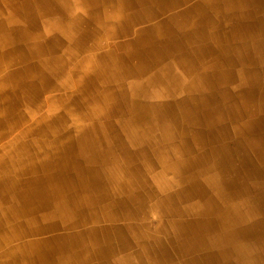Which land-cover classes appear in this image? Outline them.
I'll return each mask as SVG.
<instances>
[{
    "label": "crops",
    "instance_id": "0c3cea01",
    "mask_svg": "<svg viewBox=\"0 0 264 264\" xmlns=\"http://www.w3.org/2000/svg\"><path fill=\"white\" fill-rule=\"evenodd\" d=\"M5 1L0 203L34 252L0 264H264V0Z\"/></svg>",
    "mask_w": 264,
    "mask_h": 264
},
{
    "label": "bare ground",
    "instance_id": "6f19581e",
    "mask_svg": "<svg viewBox=\"0 0 264 264\" xmlns=\"http://www.w3.org/2000/svg\"><path fill=\"white\" fill-rule=\"evenodd\" d=\"M141 1V0H140ZM139 1V2H140ZM219 1V0H218ZM11 2V3H10ZM215 2H217V1H215ZM186 3V2H185ZM213 3V2H212ZM11 4V5H10ZM27 3H26V0H24L23 1V6L24 5H26ZM140 4V3H139ZM5 5L6 6H8V5H10V8H14V7H16L15 6V3L12 1V0H8V1H5ZM125 5V4H124ZM194 5V4H193ZM192 5V6H193ZM197 5V4H196ZM195 5V6H196ZM217 6V5H216ZM215 6V7H216ZM221 6H223V5H221ZM165 7V6H164ZM185 7V6H184ZM183 7V8H184ZM18 8V7H17ZM152 9H154V8H152ZM155 10V9H154ZM185 10V9H184ZM161 12V11H160ZM169 12V11H168ZM171 12V11H170ZM168 14V13H167ZM11 16V18H9ZM166 16V15H165ZM242 16V15H241ZM31 17V15L30 14H26V13H8V15H7V18H4L5 20H3L4 22H5V24L7 25V26H10L11 27V25H15L16 23L18 24H24V23H28L27 21L29 20V18ZM217 18V17H216ZM235 18V17H234ZM178 19V18H177ZM238 19H240V18H238ZM246 19V18H245ZM155 20V19H154ZM158 20V19H157ZM237 20V19H236ZM1 21V20H0ZM161 22V21H160ZM162 22H164V21H162ZM2 26V25H1ZM3 27V26H2ZM26 33L25 32H23V37H25L26 38ZM17 37V36H16ZM18 38V37H17ZM217 38V37H216ZM14 41V40H13ZM18 41V40H17ZM127 46V45H126ZM156 46H158V45H156ZM5 48V47H4ZM14 54V50H8V51H6V54L5 55H7V56H9V55H13ZM127 60V59H126ZM119 61V60H118ZM1 62V61H0ZM10 62H12V63H16L17 62V60H12V61H10ZM2 64H4L3 62H1ZM20 63V62H19ZM18 63H16V65H14V66H17V68H18V66L20 65V67H22V69H24V71L22 70V77L23 78H30V77H32L33 75L31 74L35 69H36V67H34L33 66V64H32V61L29 59V61L27 62V63H21V64H19V65H17ZM14 66H12L11 68H6V72H7V74H5L6 76H4L5 78V85L6 86H8V89H6V94L7 95H9L10 97H12V87L10 88V86H12V85H14V80H13V78H11L10 77V72H11V70H12V68L14 67ZM16 68V69H17ZM40 68V67H39ZM38 68V69H39ZM14 69H15V67H14ZM2 70V69H1ZM94 71V70H93ZM121 71V70H120ZM96 72V71H95ZM128 72V71H127ZM48 74V73H47ZM118 74H120V73H118ZM17 75V74H16ZM122 75H120V77H121ZM99 78V77H98ZM102 78V77H101ZM135 78V77H134ZM21 79V78H20ZM51 79V78H50ZM49 79V80H50ZM122 79V78H121ZM25 80V79H24ZM247 80V79H246ZM26 81V80H25ZM122 81V80H121ZM147 81H148V79H147ZM146 81V82H147ZM29 82H31V81H29ZM35 82V81H34ZM107 82V81H106ZM136 82V81H135ZM140 82V81H139ZM32 83V82H31ZM134 83V82H133ZM30 84V83H29ZM156 84H157V82H156ZM20 85H23L21 82H20ZM38 86H39V84H37ZM44 85V84H43ZM135 85V84H134ZM158 85H160V83L158 84ZM157 85V86H158ZM132 86H133V84H132ZM2 87V86H1ZM19 87V86H18ZM33 87V86H32ZM3 88V87H2ZM36 88V87H35ZM39 88V87H38ZM133 88H134V86H133ZM23 89V88H22ZM134 90V89H133ZM32 91V90H31ZM35 91V90H34ZM101 91V90H100ZM148 91V90H147ZM146 91V92H147ZM28 92V91H27ZM130 92H132V91H130ZM4 93V92H3ZM30 93V92H29ZM38 93V92H37ZM44 93V92H43ZM145 93V92H144ZM157 93V92H156ZM254 93V92H253ZM102 94V93H101ZM14 95V94H13ZM33 95V94H32ZM98 95V94H97ZM254 95V94H253ZM30 96H31V94H30ZM158 96V95H157ZM9 97V98H10ZM73 97V96H72ZM96 97V96H95ZM143 97V96H142ZM9 98L7 99V100H9ZM93 97H91V99H92ZM97 98V97H96ZM72 99V98H71ZM90 99V98H89ZM120 99V98H119ZM254 99V98H253ZM252 99V100H253ZM43 100V99H42ZM76 100V99H75ZM95 100V99H94ZM100 100V99H99ZM1 101H2V99H1ZM33 101V100H32ZM40 101H41V99H40ZM42 102V101H41ZM81 102V101H80ZM3 103V102H2ZM43 103V102H42ZM104 103V102H103ZM44 104V103H43ZM8 106V105H7ZM43 106V105H42ZM250 107H256V106H250ZM121 108V107H120ZM137 108V107H136ZM140 108V107H139ZM246 108V107H245ZM257 108V107H256ZM96 109V108H95ZM99 110H101V109H99ZM138 110V109H137ZM240 110V109H239ZM96 111V110H95ZM122 111H123V109H122ZM133 111V110H132ZM254 111V110H253ZM48 112V111H47ZM217 112V111H216ZM255 112V111H254ZM120 113V112H119ZM215 113V112H214ZM59 114V113H58ZM151 114V113H150ZM44 115V114H43ZM55 115V114H54ZM90 115V114H89ZM95 115V114H94ZM153 115V114H152ZM6 116V115H5ZM163 116V115H162ZM35 117V116H34ZM235 117V116H234ZM32 118H33V116H32ZM112 118V117H111ZM115 118V117H114ZM119 118V117H118ZM250 118V117H249ZM109 119V118H108ZM121 119V118H120ZM38 120V119H37ZM40 120V119H39ZM74 120V119H73ZM101 120V119H100ZM127 120V119H126ZM219 120H220V118H219ZM75 122V121H74ZM118 122V121H117ZM222 122V121H221ZM29 123V122H28ZM27 123V124H28ZM35 123V122H34ZM44 123V122H43ZM49 123V122H48ZM130 123V122H129ZM26 124V123H25ZM24 124V125H25ZM63 124V123H62ZM72 124V123H71ZM70 124V125H71ZM126 124V123H125ZM107 125V124H106ZM145 125V124H144ZM31 126V125H30ZM39 126V125H38ZM141 126V125H140ZM139 126V127H140ZM165 126V125H164ZM112 127V126H111ZM22 128V127H21ZM62 128V127H61ZM64 128V127H63ZM240 128V127H239ZM38 129V128H37ZM169 129V128H168ZM215 129V128H214ZM243 129V128H242ZM10 129L9 128H7V131H9ZM140 130V129H139ZM236 130H237V128H236ZM22 131V130H21ZM130 131V130H129ZM165 131V130H164ZM32 132V131H31ZM42 132V131H41ZM76 132V131H75ZM135 132H137V131H135ZM134 132V133H135ZM145 132H146V130H145ZM234 132V131H233ZM238 132V131H237ZM20 133V132H19ZM211 133V132H210ZM235 133V132H234ZM240 133H242V132H240ZM29 134V133H28ZM81 134V133H80ZM154 134V133H153ZM43 135V134H42ZM78 135V134H77ZM138 135H139V133H138ZM162 135H164V134H162ZM218 135V134H217ZM222 135V134H221ZM242 135V134H241ZM25 136V135H24ZM136 136V135H135ZM46 137V136H45ZM83 137V136H82ZM34 138V137H33ZM141 138V137H140ZM243 138V137H242ZM47 139V138H46ZM92 139V138H91ZM104 139V138H103ZM86 140V139H85ZM139 140V139H138ZM137 140V141H138ZM30 141V140H29ZM42 141V140H41ZM90 141V140H89ZM242 141V140H241ZM51 142V141H50ZM57 142V141H56ZM125 142V141H124ZM141 142V141H140ZM148 142V141H147ZM31 143V142H30ZM44 143V142H43ZM79 143V142H78ZM89 143V142H88ZM240 143V142H239ZM256 143V142H255ZM33 144V143H32ZM41 144V143H40ZM87 144V143H86ZM113 144V143H112ZM207 144V143H206ZM50 145V144H49ZM57 145H58V143H57ZM114 145V144H113ZM16 146V145H15ZM39 146V145H38ZM47 146V145H46ZM53 146V145H52ZM79 146V145H78ZM158 146V145H157ZM41 147V146H40ZM64 147V146H63ZM116 147V146H115ZM127 147V146H126ZM203 147H205V146H203ZM241 147V146H240ZM60 148V147H59ZM89 148V147H88ZM211 148V147H210ZM217 148V147H216ZM224 148V147H223ZM12 149V148H11ZM33 149V148H32ZM61 149V148H60ZM116 149H118V148H116ZM115 149V150H116ZM123 149V148H122ZM58 150V149H57ZM79 150H81V148L79 149ZM84 150V149H83ZM103 150V149H102ZM121 150V149H120ZM132 150H134V149H132ZM163 150V149H162ZM35 151V150H34ZM96 151V150H95ZM159 151V150H158ZM164 151V150H163ZM211 151V150H210ZM214 151V150H213ZM5 152V151H4ZM8 152V151H7ZM54 152V151H53ZM52 152V153H53ZM57 152V151H56ZM62 152V151H61ZM120 152V151H119ZM137 152V151H136ZM155 152V151H154ZM215 152V151H214ZM6 153V152H5ZM55 153V152H54ZM97 153V152H96ZM129 153H130V151H129ZM135 153V152H134ZM245 153V152H244ZM16 154V153H15ZM38 154V153H37ZM99 154H100V151H99ZM248 154V153H247ZM36 155V154H35ZM118 155V154H117ZM122 155V157H123V154H121ZM124 155H125V153H124ZM130 155V154H129ZM29 156V155H28ZM53 156V155H52ZM101 156V155H100ZM24 157V156H23ZM41 157V156H40ZM128 157V156H127ZM254 157V156H253ZM43 158V157H42ZM58 158V157H57ZM74 158V157H73ZM130 158H132V157H130ZM129 158V159H130ZM226 158V157H225ZM243 158V157H242ZM48 159V158H47ZM118 159H120V158H118ZM246 159V158H245ZM252 159V158H251ZM254 159V158H253ZM103 160V159H102ZM126 160V159H125ZM227 160V159H226ZM5 161V160H4ZM45 161V160H44ZM106 161V160H105ZM114 161V160H113ZM124 161V160H123ZM109 162V161H108ZM4 162L2 161L0 164H3ZM10 163V162H9ZM15 163V162H14ZM23 163V162H22ZM27 163H28V161H27ZM32 163H33V160H32ZM125 163V162H124ZM31 164V163H30ZM66 164V163H65ZM100 164V163H99ZM109 164V163H108ZM252 164V163H251ZM259 164H262V163H259ZM33 165V164H32ZM35 165V164H34ZM63 165V164H62ZM106 165V164H105ZM11 166V165H10ZM20 166V165H19ZM29 166V165H28ZM49 166V165H48ZM128 166V165H127ZM68 167V166H67ZM16 168V167H15ZM27 168V167H26ZM255 168V167H254ZM260 168V167H259ZM12 169H13V167H12ZM20 169V168H19ZM29 169V168H28ZM27 169V170H28ZM36 169V168H35ZM34 169V170H35ZM4 170V169H3ZM52 170V169H51ZM93 170V169H92ZM10 171V170H9ZM16 171H18V170H16ZM38 171V170H37ZM55 171V170H54ZM261 171V170H260ZM11 172V171H10ZM31 172V171H30ZM39 172V171H38ZM89 172V171H88ZM92 172V171H91ZM32 173V172H31ZM34 173V172H33ZM84 173V172H83ZM223 173V172H222ZM224 174V173H223ZM228 174V173H227ZM18 175V174H17ZM101 175V174H100ZM235 175V174H234ZM24 176H26L25 174H24ZM60 176V175H59ZM129 176V175H128ZM197 176V175H196ZM228 176V175H227ZM223 177V176H222ZM236 177V176H235ZM241 177V176H240ZM224 178V177H223ZM247 178V177H246ZM229 179V178H228ZM242 179V178H241ZM88 180V179H87ZM125 180V179H124ZM8 181H10V182H16V181H21V179L18 177V176H16V177H13L12 178V176H8V178L7 179H5V178H3L2 177V174H0V183L2 182V186L3 185H8ZM62 181V180H61ZM78 181V180H77ZM215 181V180H214ZM236 181V180H235ZM240 182V181H239ZM103 183V182H102ZM222 183V182H221ZM61 184V183H60ZM86 184V183H85ZM18 185V184H17ZM52 185V184H51ZM64 185V184H63ZM235 185V184H234ZM39 186V185H38ZM227 186V185H226ZM225 186V187H226ZM21 187V186H20ZM145 187V186H144ZM3 188V191L2 192H0V196H3V197H6V192H7V190L8 189H5L4 187H2ZM66 188V187H65ZM61 189V188H60ZM109 189H111V188H109ZM198 189V188H197ZM48 190V189H47ZM52 190V189H51ZM119 190V189H118ZM123 190V189H122ZM148 190V189H147ZM256 190V189H255ZM66 191V190H65ZM64 191V192H65ZM116 191V190H115ZM171 191V190H170ZM211 191V190H210ZM209 191V192H210ZM49 192V191H48ZM63 192V191H62ZM209 192H207L208 194H209ZM172 193V192H171ZM170 193V194H171ZM158 194H159V192H158ZM157 194V195H158ZM164 194V193H163ZM239 194V193H238ZM14 195V194H13ZM112 195V194H111ZM146 195V194H145ZM242 195V194H241ZM260 195V194H259ZM60 196V195H59ZM69 196H70V194H69ZM195 196V195H194ZM212 196V195H211ZM232 196V195H231ZM236 196V195H235ZM235 196H233V197H235ZM238 196V195H237ZM247 196V195H246ZM55 197V196H54ZM82 197V196H81ZM191 197V196H190ZM198 197V196H197ZM205 197V196H204ZM262 197V196H261ZM66 198V197H65ZM239 198V197H238ZM242 198V197H241ZM63 199V198H62ZM136 199V198H135ZM259 199V198H258ZM2 200V199H1ZM0 200V201H1ZM3 200L5 201V202H3V203H7L8 202V200H6V199H4L3 198ZM55 200V199H54ZM77 200V199H76ZM123 200V199H122ZM233 200V199H232ZM239 200V199H238ZM246 200V199H245ZM131 201H132V199H131ZM174 201V200H173ZM244 201V200H243ZM248 202H249V199L247 200ZM55 202H56V200H55ZM123 202V201H122ZM224 202V201H223ZM247 202V203H248ZM1 204L0 203V210L2 211L1 213H0V248H8L9 246H10V244H11V240H14V243H12V244H17V245H15L16 247H19V248H23V250H21V252H20V255L22 256V259H27V257H32V254H33V252H34V247L32 248V247H28L27 249H26V246H27V244L28 243H24L23 245L22 244H20V239L19 238H22V233H23V235H25V233L24 232H21V230L19 229L20 227H19V225H18V227H17V224H19L18 223V221H16V220H12V219H9V218H7L6 217V215H4L3 213L4 212H8V213H11V212H13L15 209H16V207H15V205H13L11 202H9V204ZM214 203V202H213ZM220 203V202H219ZM244 203V202H243ZM82 204V203H81ZM121 205H123V204H121ZM242 205V204H241ZM81 206V205H80ZM215 206L217 207V205L215 204ZM247 206V205H246ZM181 207V206H180ZM52 208H54V207H52ZM87 208V207H86ZM109 208V207H108ZM118 208V207H117ZM244 208V207H243ZM20 209V208H19ZM45 209V208H44ZM55 209V208H54ZM100 209V208H99ZM121 209V208H120ZM241 209V208H240ZM49 210V209H48ZM67 210V209H66ZM120 211V210H119ZM172 211V210H171ZM264 211V210H263ZM15 212V211H14ZM14 212H13V214H14ZM106 212V211H105ZM123 212V211H122ZM128 212V211H127ZM134 212V211H133ZM190 212V211H189ZM56 213V212H55ZM126 213V212H125ZM136 213V212H135ZM171 213V212H170ZM173 214H174V212H172ZM171 213V214H172ZM202 213V212H201ZM246 213V212H245ZM22 214V213H21ZM50 214V213H49ZM69 214V213H68ZM137 214V213H136ZM171 214H169V215H171ZM190 214V213H189ZM211 214V213H210ZM244 214V213H243ZM255 214V213H254ZM262 214V213H261ZM10 215V214H9ZM25 215V214H24ZM46 215V214H45ZM57 215H58V213H57ZM200 215V214H199ZM240 215V214H239ZM248 215V214H247ZM246 215V216H247ZM33 216V215H32ZM41 216V215H40ZM69 216V215H68ZM218 216V215H217ZM13 217V216H12ZM27 218V217H26ZM30 218V217H29ZM68 218V217H67ZM122 218H123V216H122ZM146 218V217H145ZM171 218V217H170ZM256 218V217H255ZM16 219V218H15ZM35 219V218H34ZM43 219V218H42ZM168 219V218H167ZM210 219V218H209ZM148 220H150V219H148ZM236 220V219H235ZM29 221H31V220H29ZM56 221V220H55ZM161 221V220H160ZM260 221V220H259ZM23 222V221H22ZM58 222V221H57ZM169 222V221H168ZM204 222V221H203ZM211 221H209V223H210ZM234 222V221H233ZM42 223V222H41ZM126 223V222H125ZM158 223V222H157ZM52 224V223H51ZM186 224V223H185ZM187 224H188V222H187ZM253 224H254V222H253ZM56 225V224H55ZM112 225V224H111ZM155 226V225H154ZM35 227V226H34ZM33 227V228H34ZM126 227V226H125ZM5 228L7 229L6 230V232L8 233V234H10V235H4L3 233H5L4 232V230H5ZM138 228V227H137ZM159 228V227H158ZM188 228V227H187ZM254 228V227H253ZM31 229V228H30ZM47 229V228H46ZM58 229V228H57ZM195 229V228H194ZM264 229V228H263ZM24 230V229H23ZM35 230V229H34ZM45 230V229H44ZM184 230V229H183ZM227 230V229H226ZM256 230V229H255ZM26 231V230H25ZM29 231V230H28ZM36 231V230H35ZM59 231V230H58ZM140 231H141V229H140ZM139 231V232H140ZM144 231H146V230H144ZM236 231V230H235ZM55 232V231H54ZM107 232V231H106ZM111 232V231H110ZM142 232V231H141ZM194 232V231H193ZM215 232V231H214ZM255 232V231H254ZM88 233V232H87ZM90 233V232H89ZM92 233V232H91ZM94 233V232H93ZM128 233V232H127ZM157 233V232H156ZM160 233V232H159ZM163 233V232H162ZM183 233V232H182ZM196 233V232H195ZM199 233H200V231H199ZM205 233V232H204ZM187 234V233H186ZM185 234V235H186ZM256 234V233H255ZM29 235V234H28ZM111 235V234H110ZM123 235V234H122ZM167 235V234H166ZM223 235V234H222ZM40 236V235H39ZM58 236V235H57ZM139 236V235H138ZM193 236V235H192ZM226 236V235H225ZM24 237V236H23ZM107 237V236H106ZM110 237V236H109ZM189 237H191V236H189ZM206 237V236H205ZM214 237V236H213ZM32 238V237H31ZM102 238V237H101ZM232 238V237H231ZM19 239V242H17V240ZM34 239V238H33ZM39 239V238H38ZM57 239V238H56ZM108 239V238H107ZM132 239V238H131ZM225 239V238H224ZM45 240V239H44ZM74 240H75V238H74ZM95 240V239H94ZM201 240V239H200ZM208 240V239H207ZM29 241H31V239L30 240H28V241H26V242H29ZM54 241V240H53ZM108 241V240H107ZM209 241V240H208ZM221 241V240H220ZM22 242V241H21ZM37 242V241H36ZM105 242V241H104ZM149 242V241H148ZM176 242V241H175ZM224 242V241H223ZM261 242V241H260ZM89 243V242H88ZM190 243V242H189ZM217 243V242H216ZM263 243V242H262ZM57 244V243H56ZM55 244V245H56ZM168 244V243H167ZM95 245H96V243H95ZM157 245V244H156ZM242 245V244H241ZM59 246V245H58ZM191 246V245H190ZM37 247H39V246H37ZM46 248V247H45ZM50 248V247H49ZM96 248V247H95ZM98 248V247H97ZM165 248V247H164ZM225 248V247H224ZM59 249V248H58ZM61 249V248H60ZM92 249V248H91ZM157 249H158V247H157ZM20 250V249H19ZM49 250V249H48ZM126 250V249H125ZM161 250V249H160ZM159 250V251H160ZM23 251V252H22ZM50 251V250H49ZM66 251V250H65ZM101 251V250H100ZM165 252L167 251V250H164ZM250 251V250H249ZM253 251V250H252ZM257 251V250H256ZM63 252V251H62ZM103 252V251H102ZM215 252V251H214ZM17 253V252H16ZM97 253V252H96ZM257 253V252H256ZM115 254V253H114ZM54 255V254H53ZM53 255H52V257H53ZM96 255V254H95ZM153 255V254H152ZM42 256L43 255H41L39 252H38V254H37V256H36V259H35V261L36 262H39L41 259H42ZM65 256V255H64ZM97 256V255H96ZM120 256V255H119ZM176 256V255H175ZM218 256V255H217ZM248 256V255H247ZM252 256V255H251ZM30 257V258H31ZM44 257V256H43ZM60 257V256H59ZM69 257V256H68ZM83 257V256H82ZM115 257V256H114ZM258 257V256H257ZM260 257V256H259ZM30 258H28V263L29 264H31V261H33V260H31ZM47 258H49V257H47ZM159 258V257H158ZM163 258V257H162ZM252 258V257H251ZM66 259V258H65ZM115 259V258H114ZM200 259V258H199ZM217 259V258H216ZM220 259V258H219ZM260 259V258H259ZM116 260V259H115ZM238 260V259H237ZM113 261V260H112ZM169 261V260H168ZM167 261V262H168ZM260 261V260H259ZM24 262V261H23ZM115 263H116V261H114ZM149 262V261H148ZM7 263V262H6ZM25 263V262H24ZM35 263V262H34ZM131 263V262H130ZM147 263V262H146ZM192 263V262H191ZM262 263V262H261ZM11 264V263H10ZM185 264H187V262L185 263Z\"/></svg>",
    "mask_w": 264,
    "mask_h": 264
},
{
    "label": "rangeland",
    "instance_id": "374dc122",
    "mask_svg": "<svg viewBox=\"0 0 264 264\" xmlns=\"http://www.w3.org/2000/svg\"><path fill=\"white\" fill-rule=\"evenodd\" d=\"M6 89H8V86H4L3 88H2V90H6ZM63 90L61 89V90H58V89H55L52 93H54V94H57V93H60V92H62ZM19 107H20V109L22 108L23 110L22 111H25L26 113H28V111H32L33 109H34V107L33 106H30V105H19ZM69 116H71L70 114H69ZM69 118V117H68ZM69 121H70V119H68ZM21 125H23L24 126V124L23 123H21ZM8 138H12V136L10 135V136H6L5 138H2L1 140H0V145H4L5 143H6V141L8 140ZM1 153V152H0ZM152 218L154 219L155 218V216H152Z\"/></svg>",
    "mask_w": 264,
    "mask_h": 264
}]
</instances>
